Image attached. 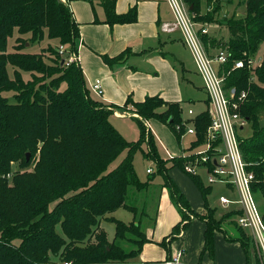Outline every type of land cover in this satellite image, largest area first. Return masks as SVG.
Instances as JSON below:
<instances>
[{"label":"trees","instance_id":"1","mask_svg":"<svg viewBox=\"0 0 264 264\" xmlns=\"http://www.w3.org/2000/svg\"><path fill=\"white\" fill-rule=\"evenodd\" d=\"M185 1L198 22H211L212 12H201L203 3L214 5V11L220 8V0H216L218 5L213 0ZM244 4L246 17L223 19L229 39L210 32L202 35L207 45L228 46L233 59L243 58L244 51L251 55L264 42V0H245ZM103 5L109 24L137 18L135 7L118 14L116 0H103ZM16 33L13 51H9V39ZM79 37V26L65 0H0V264L130 263L150 240L140 221L127 223L112 214L126 208L137 215V208L128 203L130 190L146 191L154 180V169L147 172L148 180L139 177L134 164L138 151L156 162L163 187L182 213V221L162 244L178 237L193 216L207 223L204 252L213 254L215 231H224L222 223L240 211L230 210L218 219L216 208L208 204L202 214L192 210L169 174L173 167L184 169L192 157H163L156 136L145 123L151 118L167 123L180 140L185 129L178 132L175 126L183 120L181 104L158 95L142 102L129 98L127 104L140 115L134 116L140 136L128 140L111 122L117 108L92 94L77 61L62 64L65 56L58 47L62 44L68 52L76 51ZM45 39L57 44L49 42L41 53L26 51L27 42L39 44ZM47 51L50 63L44 60ZM231 66L229 63L223 69ZM9 67L15 77L10 76ZM241 70L245 73H234L226 87L237 92L250 87L240 113L251 124L253 135H240V147L255 174L253 191L264 200V67L257 70L261 84L248 83V71ZM22 72L31 73L34 80L24 81ZM63 84L66 87L62 89ZM6 92L12 93L14 101ZM192 121L198 132L193 149L202 140L209 116L204 111ZM124 152L123 159L111 169ZM18 162L21 168L14 170ZM10 172L13 175L9 179ZM190 175L207 199L212 186H206L201 176ZM262 215L264 221V209ZM103 220L114 224L113 240L101 226ZM236 227L239 234L227 238L241 242L247 264H260L247 240L250 238L254 245L252 238L242 227ZM127 243H132L130 249Z\"/></svg>","mask_w":264,"mask_h":264},{"label":"crops","instance_id":"2","mask_svg":"<svg viewBox=\"0 0 264 264\" xmlns=\"http://www.w3.org/2000/svg\"><path fill=\"white\" fill-rule=\"evenodd\" d=\"M65 1L68 2L79 26L80 37L77 49L73 51L76 53L77 63L90 89L96 79L102 80L104 95L99 98L117 108L114 109L111 119L113 117L117 120L138 117L134 113L133 105L127 104L129 98L135 102H142L148 96L158 95L165 101L181 104L183 98L180 88L183 87V82H192L189 76L191 72L197 75L200 73L196 63H194L195 71L190 70L177 53L178 45L190 50L181 30L165 32L162 29L163 23L175 22V15L168 0H116L118 14H125L134 7L137 11L135 21L116 24L107 23L103 0ZM191 55L193 57L192 52ZM106 58L111 59L112 62ZM200 77L202 78L201 75ZM202 81L204 87L203 78ZM92 94L97 96L93 91ZM205 101L204 111L208 107V96ZM154 119L149 120L150 127L158 141L151 124V120ZM190 119L187 121L189 122ZM111 122L114 124V120ZM116 128L127 138L125 127L124 130L121 126ZM172 170L173 173L169 174L196 213H204L208 204L216 208V217L220 219L217 212L219 207L223 210L222 217L228 211L237 209V205L225 207L221 204L219 198L227 195H220L216 204L209 199V195L214 190V184L211 185V193L206 199L189 173L180 167H173ZM199 176L208 186L205 172L204 176ZM228 189L233 191L231 188ZM128 203L137 208V215L130 211L132 216L130 220L127 219L128 222L140 221L142 229L150 240L143 245L141 253L137 256L139 263L166 264V260L172 254L183 250V261L187 264H247V256L241 242L227 238V236L236 237L234 232H230L227 228L230 220L222 223L225 232L215 231L213 254L209 251L204 252L207 223L200 218L192 219L178 237L171 239V242L166 245L162 244V241L173 233L174 227L182 221L181 210L172 199L169 190L163 187V179L160 182L153 180L146 191L139 192L131 189ZM118 210L113 212L112 216L125 220L126 218L117 217ZM107 223L113 224L108 220H103L101 226L106 229ZM131 244L127 243L126 248L130 249Z\"/></svg>","mask_w":264,"mask_h":264},{"label":"built area","instance_id":"3","mask_svg":"<svg viewBox=\"0 0 264 264\" xmlns=\"http://www.w3.org/2000/svg\"><path fill=\"white\" fill-rule=\"evenodd\" d=\"M174 15L175 22L163 23L162 29L165 32H174L181 30L188 47L190 48L197 69L204 80V85L208 96L207 114L209 124L203 133L202 140L196 142L194 148L202 146L198 151H190L182 155L168 154L169 157L175 156L192 158L184 165V170L193 175L206 174L207 183L213 185L222 183L236 190L238 198L221 196V204L225 207L237 205L240 212L237 214L236 221L240 227L250 230L254 233L264 247V221L258 204L255 201L252 182L255 174L249 169V163L244 159L240 147L239 131L247 123V120L241 115V104L245 101L248 94L246 91L237 92L234 87L227 88L225 83V70L223 69L229 63H232L231 70L243 69L254 63L248 59H233L230 50L227 48H217L215 51L207 50L203 34H208L209 30L206 25L199 27L198 23L192 18L191 11L187 9L182 0H168ZM201 33V36L199 34ZM59 53L65 56L64 63L68 66L77 61L75 52H68L65 45L58 47ZM250 59V60H249ZM249 60V61H248ZM248 61V62H247ZM224 77H223V76ZM91 90L99 97H103L104 88L101 79H96L92 83ZM190 115L194 114L193 109H189ZM134 115V114H133ZM139 117L138 114H135ZM196 116H194L195 118ZM148 128L150 121H145ZM176 130L185 129L184 134L193 135L198 140V132L194 121L192 126L186 129L185 121L176 125ZM14 170L15 164H14ZM148 173L153 172V168L147 169ZM13 173L8 174L12 178ZM194 219L193 216H191ZM183 232V231H182ZM181 232V233H182ZM183 250H178L172 254L166 264H187L183 261ZM59 264H71L62 263Z\"/></svg>","mask_w":264,"mask_h":264},{"label":"rangeland","instance_id":"4","mask_svg":"<svg viewBox=\"0 0 264 264\" xmlns=\"http://www.w3.org/2000/svg\"><path fill=\"white\" fill-rule=\"evenodd\" d=\"M182 2L185 4L187 9H189V5L187 4V2L185 0H182ZM216 2H217L216 0H213V4L218 5V4H216ZM244 3H245V0L243 1V3H242V0H220L219 1V5H220L219 7L220 8L217 11L213 10L214 5L212 6V4H211L210 6H206V3H203L201 12L203 14H205V12H207V11L212 12L210 15L211 22H205V23H203L201 21L198 22L195 20V14H192V13L191 14L193 16L192 18H194V21L198 23V26L200 28L203 27V25H206V27L208 28V30L210 31L211 34L213 33V34H216L218 36H222L225 39H229L230 38V32H229L228 28L226 27V25L224 24L225 21H223V19L225 17H228V18L234 17L237 19H243L244 17H246L247 11H246V5ZM212 19H214V20L212 21ZM199 34L201 36L200 32H199ZM205 34H203V35H205ZM17 36H18V34L16 33V34H14L13 37H11L9 39V44H8L9 51H13V45L15 43V39ZM29 36L30 35H27L26 37L28 38ZM49 42L52 43L53 45L57 44L55 40H49V39H45L44 41H41V43H39V44L38 43L34 44L35 42L33 44H31V43L29 44V42H27L26 43V51L33 52V53H41V52H43L42 50L49 45L48 44ZM204 45L207 48V50H209L208 51L209 53H210V51L212 52V51L217 50V48L212 46L211 44L207 45L204 42ZM218 48H227L228 50H230V48L228 46L218 47ZM176 50H177L178 55H180L181 58L185 61L186 66L189 67L190 70L195 71V69H196L195 64H194L195 62H194V59L191 55L190 50L188 48L182 46V45H178L176 47ZM248 57H250L254 63H251L249 66L247 64V67L243 68L244 70L248 71L247 81L250 84L251 83L261 84L259 82V79L257 76V70L264 67V42H262V44H260L259 49L256 52L252 53L251 55L248 54L247 51H244L243 52V58L248 59ZM243 58H239V59H243ZM44 60L47 63H50V60L48 58V51L45 54ZM9 70H10V76L15 77L11 67H9ZM239 70H241V69H239ZM238 72H244V71H242V70L236 71V70H231V69L226 70L224 73L225 77L222 75L225 79V83H228V79L230 77H232L234 75V73L236 74ZM198 75L195 72H191L189 76L191 77L190 80H192V82L185 81L182 84L183 87L180 88V93H182V98H183L181 101L182 108H183L182 118L185 121L186 129L189 128L190 126H192V123L188 122L187 119L193 118L196 114H199L206 109V101L205 100L207 98V91H206L205 85L203 87L202 78L200 77V75L199 76ZM240 75L241 74H239V76H238L239 78L241 77ZM37 76H41V75L37 74ZM22 78L24 81L34 80L32 77V74L29 72H22ZM65 87H66V84H63L62 89ZM243 90L246 91L247 94L249 95L250 87L249 88H243ZM243 90H241V91H243ZM238 92H240V91H238ZM5 94L10 97L11 101H14V98H13L11 92H6ZM246 101H247V98L241 104V107L244 105V103H246ZM190 108L194 110L193 115H189V113H188V110ZM112 120H114V124L116 127L121 126L122 127L121 129H123V130L125 127V131H126L125 135L128 139H130V140L131 139L132 140L138 139V137H139V126H138V121L136 118L117 120V118L113 117L111 119V121ZM151 124L153 126V130H154L155 134L157 135V138L159 141V143H158L159 152L165 158H169L167 153H170V152L173 155H182L184 153H189L190 151H194V150L198 151V150H201L203 148L202 146H199V147L192 149V141L195 140V137L193 135L186 133L183 135V137L180 140H178L176 135L173 133V131L171 130L170 126L167 123H164L160 120L154 119V120H151ZM177 124H179V123H177ZM176 128L177 127L175 126V130H176ZM239 134L241 135V137L252 136L253 135V129H252L251 124L249 122L246 123L244 125V127L241 128V130L239 131ZM124 155H125V152L110 166V168L111 169L114 168V166H116L123 159ZM134 164H135L137 173L141 179L148 180L150 178V176L147 175V169L153 168L155 171L154 181H156V182L162 181V176L157 173L158 172L157 171L158 166H157L156 162L151 160V159H145L144 155L141 151L136 152L135 157H134ZM15 168H16V170L20 169L21 164L19 162H18V164L15 163ZM29 169H30V167L28 166V170ZM172 169L169 170V173L170 172L173 173ZM202 175L204 176V172L202 173ZM253 182H254V180H253ZM253 182H252V184H253ZM213 186H214V190L209 195V199L212 200V202L215 204H216L217 199L219 198L220 195H227V196H230L233 198H238L237 191L236 190H233V191L229 190L225 184L215 183ZM254 196H255L254 197L255 201L258 204L257 206H259L261 213H263L264 200L259 199L255 193H254ZM217 212H218V216L221 218L222 217L221 215L223 212L222 208L219 207ZM116 214L118 215L117 217H120L123 219L126 218L125 220H123L124 222H128L131 219L130 217L132 216V213L129 210L124 209V208H119V210L116 212ZM236 216H237V214L229 219L231 222L228 221L229 224H227V228L229 229L230 232H234L235 235H238L239 232H238V230H237L238 228L236 226H240V225H238V223L236 221V218H237ZM127 219H129V220H127ZM106 225H107L106 231L108 232V237L110 240H113L114 235H115L114 224L107 223ZM243 229L246 230L245 228H243ZM246 231L248 233V236L251 237L252 241L254 242V245H253L251 242V239L250 238L247 239V240H249V244L251 246L252 256H254V257L257 256L260 264H264V247L258 241V239L254 233L252 234V232L248 229ZM130 261L139 263L137 256L135 258H131ZM139 264H141V263H139Z\"/></svg>","mask_w":264,"mask_h":264},{"label":"water","instance_id":"5","mask_svg":"<svg viewBox=\"0 0 264 264\" xmlns=\"http://www.w3.org/2000/svg\"><path fill=\"white\" fill-rule=\"evenodd\" d=\"M63 63H64V61L62 62V64H63ZM170 121H171V120H170ZM27 156H28V158H29L30 154L28 153Z\"/></svg>","mask_w":264,"mask_h":264}]
</instances>
